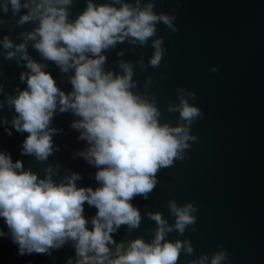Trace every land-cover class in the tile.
I'll return each instance as SVG.
<instances>
[{"label": "water", "instance_id": "95a60500", "mask_svg": "<svg viewBox=\"0 0 264 264\" xmlns=\"http://www.w3.org/2000/svg\"><path fill=\"white\" fill-rule=\"evenodd\" d=\"M6 3L8 11L4 12ZM25 3L35 6L32 0H21L20 11L14 13L10 0H0V152L10 154L13 163L22 161L23 170H31L39 179L50 174L56 184L67 183L66 178L78 174V188L96 190L101 187L96 179L101 168L81 155L91 145L81 138L84 129L73 127L82 117L71 108L61 112L59 99L48 126L55 130L51 134L53 152L43 161L34 154H22L29 133L13 127L18 114L9 100L28 88L27 80H21L22 74H32L28 61L41 64L58 89L69 96L75 75V68L65 72L42 56L35 48L38 35L35 40L28 39L39 27V20L19 23L29 13ZM89 3L118 9L124 4L138 5L141 10L151 3L156 15L172 19L177 31L161 21L143 44L128 36L102 50L100 55L106 57L102 67L105 73L119 76L124 75L121 64H131L130 90L155 103L161 125L184 126L189 137L195 138L186 141L188 146L171 165L157 170L156 184L146 199L143 195L132 198L130 203L140 212L139 226L123 224L111 234L115 243L108 245V259L116 258L118 246L126 250L136 239L151 244L159 226L150 214L159 213L165 228H172L166 230L162 243L180 241L185 248L189 244L193 248L191 255L182 248L177 264L198 262L203 256L207 257L205 264H211L219 252L227 253L221 264H264V0H71L70 5L61 6L66 8L68 22H75ZM5 37L11 48L4 47ZM157 40L162 55L153 66ZM21 44L25 50L17 51ZM9 52L15 54L8 58ZM214 68L218 71H212ZM189 93H194L195 99ZM181 98L201 112L191 124L180 118L178 110L169 111L170 106H180ZM5 129H11L12 134ZM172 202L177 208L191 204L194 209L189 214L195 223L188 224L182 234L175 228ZM97 211L84 203L89 229ZM0 232L4 233L0 235V264H68L69 259L76 264L78 259L72 240L52 249L51 255H20L3 217Z\"/></svg>", "mask_w": 264, "mask_h": 264}, {"label": "clouds", "instance_id": "9594fccd", "mask_svg": "<svg viewBox=\"0 0 264 264\" xmlns=\"http://www.w3.org/2000/svg\"><path fill=\"white\" fill-rule=\"evenodd\" d=\"M32 3L34 7L28 3L23 5L29 8V13L19 21L23 24L39 20V27L28 34V39L35 40L38 35L40 39L35 48L42 56L56 62L65 72L75 68V75L71 79L74 90L69 96L58 89L41 64L28 61L32 74L21 75V80H27L28 88L9 100L18 114L12 120L13 127L29 133L23 142L22 154H34L43 161L53 152L51 134L55 130L48 126L59 99L61 112L71 108L82 117L73 127L84 129L81 138H86L91 147L81 155L101 168L96 175L101 187L78 188V174L66 178L67 183L56 184L50 174L39 179L31 170H23L22 161L13 163L10 154L0 152V217L18 245L19 254L51 255L52 249H59L72 240L78 257L76 264H105L106 260L108 264H177L181 249L191 255L193 248L190 244L185 248L180 241L162 243L166 230L170 232L172 228H165L166 222L159 213L150 214L159 226L151 244L136 239L126 250L122 251L123 245L118 246L116 258L108 259V245L115 243L111 234L123 224L139 226L141 216L130 203L132 198L143 195L146 199L156 184L157 170L171 165L179 151L188 146L186 141L195 138L189 137L184 126L161 125L155 103L130 90L133 87L131 64L122 63L124 75L114 76L103 71L106 57L100 55L102 50L128 36L145 43L155 34L156 23L161 21L177 31L172 19L156 15L151 3L143 10L138 5L133 8L124 4L118 9L89 3L87 10L70 23L66 8L61 6L70 5L71 0H40L39 3L32 0ZM10 4L14 13L22 7L21 0H10ZM3 10L8 11L7 3ZM160 44V40L154 42L157 50L151 60L153 66L161 59ZM4 47H12L7 37ZM24 50L25 45L17 46V51ZM88 53L95 58H89ZM14 54L9 52L8 58ZM24 58L28 59L26 51ZM189 96L195 99L194 93ZM176 110L189 124L201 115L198 108L183 98L177 108L169 107V111ZM5 131L12 134L11 129ZM85 202L98 209L91 220V229L83 215ZM170 208L177 217L175 228L181 234L188 224L195 223L189 214L194 211L191 204L181 209L172 202ZM226 257V252H219L211 264H221ZM206 259L203 256L191 264H205ZM68 264H73L71 259Z\"/></svg>", "mask_w": 264, "mask_h": 264}]
</instances>
